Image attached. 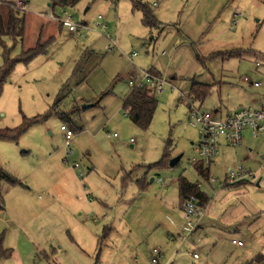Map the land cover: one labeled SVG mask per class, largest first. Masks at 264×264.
Masks as SVG:
<instances>
[{"label": "rangeland", "instance_id": "374dc122", "mask_svg": "<svg viewBox=\"0 0 264 264\" xmlns=\"http://www.w3.org/2000/svg\"><path fill=\"white\" fill-rule=\"evenodd\" d=\"M1 1L22 3L27 47L42 30L52 36V25L62 38L28 64L14 63L20 40L0 43V74L10 68L0 129L47 115L18 141L0 139V172L20 182L0 183V233L12 253L0 264H149L155 247L165 252L161 264H249L264 254V139L221 145L211 185L194 169L200 129L189 119V102L201 113L220 108L219 119L264 105V0H82L75 8ZM141 6L162 24L153 34ZM51 15L86 27L71 36ZM112 41L117 47L109 52ZM153 69L164 85L153 93L158 107L143 130L125 117L121 100L133 75ZM80 71H88L85 82L74 85ZM194 81L213 85L202 103L189 96ZM88 100L99 105L88 107ZM71 120L83 130L74 131L68 153L61 127L71 129ZM166 152L179 163L156 167ZM241 164L255 178L226 182V172ZM182 176L201 184L212 204L192 234L180 214Z\"/></svg>", "mask_w": 264, "mask_h": 264}, {"label": "trees", "instance_id": "16d2710c", "mask_svg": "<svg viewBox=\"0 0 264 264\" xmlns=\"http://www.w3.org/2000/svg\"><path fill=\"white\" fill-rule=\"evenodd\" d=\"M82 0H51L52 8L61 7V8H75ZM135 7L137 4L135 3ZM141 10L143 12L142 22L145 27L149 30L153 31L154 29L161 28V22L158 21L151 10V8L147 6H141ZM10 39L12 41L25 42L26 38V14L23 9H21L17 4L11 2H3L0 0V43L4 44V39ZM56 39L55 37L49 38L47 40H39L38 43L33 47H26L23 45V50L21 55L14 60V63L23 62L30 63L36 57L41 55H46L49 53L50 49L54 45ZM5 46V45H4ZM6 48V46H5ZM10 68L3 70L0 74V95L2 92L3 84L8 76ZM213 85L204 84L194 81L191 86V91L189 96L197 102H204L207 97L210 95ZM153 90L149 87H131V92L125 99L123 103V111L128 117V119L137 127L147 130L150 128L154 116L158 107V100L153 94ZM55 109V108H54ZM54 109H51L54 110ZM49 116V115H48ZM46 116H38L33 118L32 120L25 119L24 123L14 129H0V139L7 141H18L19 138L33 125L37 124ZM70 128L73 131H82L83 128L77 127L75 121H69ZM170 154L166 152L162 161H160L156 167H164L166 165H170ZM196 172L203 176L204 179L210 183L211 178L209 167H205V165L201 162L193 164ZM6 181L9 185L14 186L20 183L16 178L11 175L0 172V183ZM211 184V183H210ZM212 185V184H211ZM178 189L180 195L181 206L183 202L190 198L191 196H196L200 200V205L206 209L209 202L210 197L201 190L198 184L190 182L185 177H180L178 180ZM0 208H3V205L0 204ZM4 242V234L0 233V256L2 258H10L12 253L7 254V251L3 249ZM264 262V254H259L256 258L250 262L249 264L254 263H262Z\"/></svg>", "mask_w": 264, "mask_h": 264}, {"label": "built area", "instance_id": "2783aa9c", "mask_svg": "<svg viewBox=\"0 0 264 264\" xmlns=\"http://www.w3.org/2000/svg\"><path fill=\"white\" fill-rule=\"evenodd\" d=\"M20 3V8L23 9ZM24 10V9H23ZM54 18V15H51ZM101 19V17H100ZM60 20V19H58ZM69 26L71 32H78L79 28H85L84 25H75L71 23L70 18L66 17L65 21H61ZM117 47V44L112 41L108 45V51L112 52ZM137 53H133L132 57H136ZM245 81L250 82L249 78ZM131 87H146L149 86L154 93L163 91L164 80L160 75L152 72H143L141 76L133 75L129 80ZM256 83V86H259ZM190 115L189 119L192 121L193 126L199 127V139L195 144V157L192 163H203L205 167H210L211 164L217 159L220 147L223 143L230 146H241L247 136L253 139H258L264 136V105L260 108L248 107L242 108L232 114H228L225 118H216L215 113L205 112L201 113L192 102H189ZM65 134V145L68 153H73L72 139L74 131L67 128L65 125L61 127ZM247 133L249 135H247ZM117 135L115 134L114 137ZM77 166V165H76ZM255 172L248 170L241 164L237 171L229 170L226 172V182L231 184L239 183L242 181L253 180ZM162 184L164 180H159ZM217 179L211 178L210 183L215 185ZM201 187L200 184H198ZM205 210L200 205V200L196 196H191L186 199L181 208L180 214L186 221L184 232L192 234L197 228L198 224L205 217ZM234 244L243 246L241 241H233ZM165 256V252L160 247H155L150 252L149 264H161L160 260ZM194 259H198V255H193Z\"/></svg>", "mask_w": 264, "mask_h": 264}, {"label": "crops", "instance_id": "0c3cea01", "mask_svg": "<svg viewBox=\"0 0 264 264\" xmlns=\"http://www.w3.org/2000/svg\"><path fill=\"white\" fill-rule=\"evenodd\" d=\"M25 14H26V12H25ZM50 18V17H49ZM53 18V17H52ZM52 18H50L51 20H53L54 22H56L57 24H59L58 26L60 27L61 25H62V27L64 26V25H66V24H64L63 22H61V18H58V17H55V15H54V18H56L57 20L58 19H60V20H55L54 18L52 19ZM142 18H143V16H142ZM234 22H235V20H233ZM64 24V25H63ZM142 24H143V22H142ZM86 25V24H85ZM84 25V26H85ZM144 25V24H143ZM66 26H68V25H66ZM51 28L53 29V35L52 36H50V37H45L44 36V30H42L40 33H39V35H38V39H37V43H38V41L39 40H41V39H43V40H47V39H49V38H52V37H55V39H56V41H55V43H54V45L52 46V48L50 49V51L51 50H53L54 48H57L59 45V38L57 39V36L58 35H60L59 37H61V31H57V29H56V27L55 26H51ZM147 28V27H146ZM177 30H178V33H177V39H179V41H180V37H181V30L179 29V28H177ZM69 33H70V35L71 36H76V35H80L79 34V29H78V32H71L70 31V29H69ZM152 33V31L150 30V34ZM153 34V33H152ZM56 35V36H55ZM152 36V35H151ZM62 38V37H61ZM26 39V38H25ZM59 41V42H58ZM191 40H188V41H186V42H190ZM23 43V42H22ZM36 43V44H37ZM93 42H92V40H91V43L90 44H92ZM24 45V44H23ZM58 45V46H57ZM108 45H109V43H108ZM26 46V45H25ZM35 46V45H34ZM27 47V46H26ZM29 47H33V46H28V48ZM108 49V48H107ZM50 51H49V53H50ZM94 52V51H93ZM48 53V54H49ZM47 54V55H48ZM92 55H94V54H92ZM82 74H79L78 76H81L82 75V77H80V78H78L77 80H76V82L74 83V85H76V83H79V82H85L84 80H85V78H86V73L88 72V71H86V73L85 72H83V71H80ZM152 73H154V74H157V75H160L161 73L160 72H158L156 69H153V71H151ZM92 73V72H91ZM161 76V75H160ZM249 78V77H248ZM84 79V80H83ZM250 79V78H249ZM251 85H253V84H255V83H253V81L250 79V82H249ZM211 85V84H210ZM259 86H261V85H259ZM188 91H189V93H190V91H191V87L188 89ZM130 92H131V88H130V91H129V93L127 94V96L130 94ZM127 96L125 97V98H123L122 100H121V107H123V103H124V101H125V99L127 98ZM81 99H83V98H81ZM84 100V99H83ZM95 100H93V101H90V100H88V101H83V102H86L87 104L86 105H88V107H91V106H97V105H99V103H95L94 102ZM91 103H92V105H91ZM88 107H85V108H88ZM122 110H123V108H122ZM213 113H215V117L216 118H218V117H220L221 116V109L219 108V109H217V110H215ZM123 114L125 115V117L128 119V117L126 116V114L124 113V111H123ZM249 139H251L249 136H247L246 138H245V140H249ZM253 139V138H252ZM258 139H264V136L263 137H260V138H258ZM244 140V141H245ZM244 143V142H243ZM195 144L196 143H193V149H195ZM225 146H228V145H226L225 143H223L222 144V148L223 147H225ZM248 150H250V153H251V155H253V149L252 148H249ZM248 160H249V158L248 159H245V161L246 162H248ZM245 162V163H246ZM179 163V162H178ZM244 165V164H243ZM245 166V165H244ZM242 182H245V181H242ZM240 183V182H239ZM236 184V183H235ZM201 185V184H200ZM228 186V185H227ZM210 202H211V200H210ZM209 202V203H210ZM210 205H212L211 203H210ZM209 207V204H208V206H207V208ZM207 208H206V211H207ZM200 223H201V221H200ZM199 223V224H200ZM198 228H199V226H198ZM234 241V240H233ZM233 244H234V242H232ZM236 245V244H235ZM238 245V244H237ZM243 247V246H242ZM11 258V257H10Z\"/></svg>", "mask_w": 264, "mask_h": 264}, {"label": "water", "instance_id": "95a60500", "mask_svg": "<svg viewBox=\"0 0 264 264\" xmlns=\"http://www.w3.org/2000/svg\"><path fill=\"white\" fill-rule=\"evenodd\" d=\"M179 160H180V159H179L178 157L175 158V159H173V160H171L170 165H171L172 167L176 166V165L178 164Z\"/></svg>", "mask_w": 264, "mask_h": 264}]
</instances>
